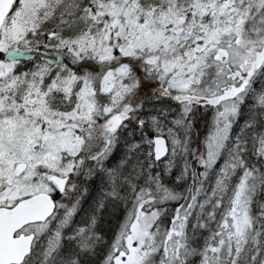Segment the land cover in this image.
Here are the masks:
<instances>
[{
    "label": "snow or ice",
    "instance_id": "obj_1",
    "mask_svg": "<svg viewBox=\"0 0 264 264\" xmlns=\"http://www.w3.org/2000/svg\"><path fill=\"white\" fill-rule=\"evenodd\" d=\"M0 264H264V0H0Z\"/></svg>",
    "mask_w": 264,
    "mask_h": 264
}]
</instances>
